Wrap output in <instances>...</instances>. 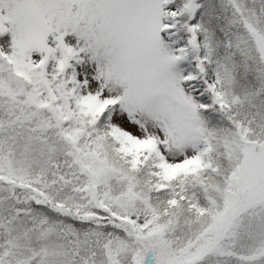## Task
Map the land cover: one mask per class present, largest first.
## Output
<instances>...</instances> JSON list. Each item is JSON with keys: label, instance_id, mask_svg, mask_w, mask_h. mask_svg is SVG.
I'll return each instance as SVG.
<instances>
[{"label": "snow or ice", "instance_id": "1", "mask_svg": "<svg viewBox=\"0 0 264 264\" xmlns=\"http://www.w3.org/2000/svg\"><path fill=\"white\" fill-rule=\"evenodd\" d=\"M0 264H264V0H0Z\"/></svg>", "mask_w": 264, "mask_h": 264}]
</instances>
